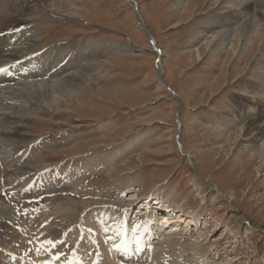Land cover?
<instances>
[{"label":"rangeland","instance_id":"374dc122","mask_svg":"<svg viewBox=\"0 0 264 264\" xmlns=\"http://www.w3.org/2000/svg\"><path fill=\"white\" fill-rule=\"evenodd\" d=\"M22 1L19 24L8 21L5 29L21 27L20 45L26 38L33 40L28 53L62 47L66 61L94 70L92 86L62 101L60 110L37 107L26 120V138L34 142L29 156L46 163L41 176L53 178L61 170L66 174L79 168L83 188L106 189L113 199L119 193L124 200L136 194L139 202L132 204L130 214L149 217L148 210L138 211L158 205L149 214L155 217L154 233L155 225L162 228L151 246L167 241L160 234L179 224L180 237L199 243L190 252L193 264H264V161L237 148L242 125L237 109L247 106L244 98L264 91V20L257 19L259 36L242 55L226 49L214 57L202 48L217 30L220 13L213 0H183L181 6L175 0H133L142 20L129 0H68L70 5L58 10L40 0ZM204 26L208 33L198 42L196 29ZM196 42L201 59L190 51ZM122 43L130 50L119 51ZM256 116L263 119V109ZM233 119L240 126L226 125L230 138L219 140L212 128L222 129ZM143 133L137 145L118 156L113 151ZM98 154L111 156L114 166L102 164L97 174L84 173L82 161ZM0 163V221L9 230H23L28 244L18 250L23 249L25 260H34L41 242L36 241L39 230L31 226L32 216L45 210L56 219L62 207L51 198L66 194L68 184L50 197L22 187L10 189L13 178L1 172L7 167ZM30 172L18 180L28 182L36 176ZM125 173L138 176L139 182L128 191L118 190L113 183ZM164 213L176 223L162 226ZM0 244L8 245L1 236ZM73 245H63V256Z\"/></svg>","mask_w":264,"mask_h":264},{"label":"bare ground","instance_id":"6f19581e","mask_svg":"<svg viewBox=\"0 0 264 264\" xmlns=\"http://www.w3.org/2000/svg\"><path fill=\"white\" fill-rule=\"evenodd\" d=\"M129 1L131 3L133 0ZM175 1L178 6L183 3V0ZM213 1L215 12L220 13L217 23L214 22L217 30L212 33L211 37H206L204 40L202 37L208 33L207 26L196 29L198 42L204 40L202 48L205 47L208 53L213 54L214 57L226 49H230L234 54L242 55L249 44L254 43V38L259 36L260 24L257 23V19L261 17L264 20V0ZM24 2L22 0H0V69L5 70L0 72V159L3 165L7 167L1 172H5V175L13 178L11 181L9 180L11 182L10 189L25 188L24 192L35 190L36 193L49 196V194L54 195L56 192H62L65 190L63 184H68L66 194L64 192L58 196L56 193L57 196L51 198L52 200L58 199V205L60 203V208L62 207L60 213L54 214L58 216L56 219L51 218L52 212L45 210L43 212L36 211L32 216L31 226L36 227L37 231L39 230L37 236L39 238L36 241L43 242L45 238L56 239L57 247L51 250L52 255L64 254L66 251L62 250L63 245L68 242L74 243L73 251L66 253L65 256L62 255L56 264H65L66 260H73L75 264H193L190 252L194 251L199 243L180 237L177 232L180 229L179 224H175L171 231L160 234L168 236L167 241L165 238L163 242L157 243L156 247L150 245L149 249L152 251L148 250V243L152 235L154 234L155 237L162 228L155 225L156 232L154 233L152 224H155V217L152 219L149 214L151 210L158 208V205L145 207L150 218L146 214L147 217H140L130 214L134 211L133 209L131 211L132 204L135 201L139 202L136 194L124 200L119 193L113 199L112 195L105 191L106 189L97 190L92 186L83 188L81 186V171H77L79 168L73 173L66 174L61 170L57 174L55 173L53 178L48 179H44L45 177L39 173L44 170L42 168L46 167V163L42 165L40 160H33L29 156L34 142L31 143L27 140L26 137L28 136L23 129L26 128L27 122L32 118V109L45 107L60 110L62 101L81 91L84 92L87 86H92L90 75L94 70L82 66L78 67L75 65L76 61L71 63L66 61L62 47L61 50L50 48L28 53L27 49L33 40L26 38L28 42L20 45L23 43L20 41L21 27H16L13 31L5 29L8 21L19 24L21 17L18 11L24 10ZM40 2L57 10L70 5L68 0H40ZM134 3L133 1L132 4ZM259 7L260 10H258ZM258 12H262L263 15H259ZM80 17L82 18L81 15ZM142 24L144 23L142 22ZM177 25L175 24L173 27ZM145 30L150 34L149 29ZM151 38L153 37L151 36ZM194 42L191 41L190 43ZM198 42L194 45L191 44L190 51L195 53L198 59H201L202 48L198 46ZM119 46V51L130 50L128 43H122ZM253 94L259 96L256 98ZM253 94L247 99L244 98L247 106L240 105V108L237 109L239 112L237 114L242 120L237 137V148L240 151L248 152L254 160L260 158L264 161V118L261 119L256 116L259 109L264 111V91ZM26 120L28 121L26 122ZM233 120L234 122H225L222 129L211 127L219 140L230 138L228 135L230 128L227 126L237 124L236 121H238ZM217 122L221 123L218 119ZM240 123L236 126H240ZM143 135L144 133L128 139L113 151L118 156L126 149L140 143L144 138ZM23 142L25 144L29 142V144L24 147ZM20 150L22 153L17 155ZM113 156L115 157V155ZM111 158L107 154L86 157L82 161L85 168L82 171L86 173L89 170L92 175H95L98 173L96 171L98 167L107 163L112 168L115 160ZM31 170L35 171L36 174L31 180H27L28 182L18 180L27 175L30 176ZM48 173L50 174V172ZM120 178L122 180L120 182L117 180L113 185L122 191L130 190L132 185L139 180L138 176H131V174L126 173ZM28 184L29 187L26 189ZM71 190L78 192L73 193ZM76 194L78 198H76ZM130 215L135 216L131 218ZM161 216L162 222L160 221V223L162 226L168 228L170 223H176L166 213ZM177 221L179 222V220ZM44 222L45 225L41 227ZM27 227L29 231L33 230V227ZM89 228L92 229L91 233L88 231ZM42 231L44 233L41 235L40 232ZM23 234V230L20 232L9 230L6 222L0 221V236L9 245L0 244V264H45L47 259H51L48 252L41 251L32 262L24 261L25 258L21 256L23 249L18 250V246L24 247L25 244H28L27 238L25 236L22 238ZM81 236H83L82 239ZM20 238L22 240H19ZM60 240L65 241V243L59 244L58 241ZM18 241L20 244H15ZM10 245H12L11 249L16 252H10Z\"/></svg>","mask_w":264,"mask_h":264},{"label":"snow or ice","instance_id":"6c2138e0","mask_svg":"<svg viewBox=\"0 0 264 264\" xmlns=\"http://www.w3.org/2000/svg\"><path fill=\"white\" fill-rule=\"evenodd\" d=\"M5 71L4 69H0V72ZM89 233H91L92 229L89 228L88 229ZM83 238V236H81V239ZM59 244L63 245L65 243V241L60 240L58 241ZM57 247V240L56 239H47L45 238V240L43 242H41V246L40 248L37 249V252H48L49 255L51 256V259L45 261V264H56L57 261H60L61 256L63 255V253H58L56 255H52V249H55ZM65 264H75V262L73 260H66Z\"/></svg>","mask_w":264,"mask_h":264},{"label":"water","instance_id":"95a60500","mask_svg":"<svg viewBox=\"0 0 264 264\" xmlns=\"http://www.w3.org/2000/svg\"><path fill=\"white\" fill-rule=\"evenodd\" d=\"M134 7H135V9L137 10V12H136V14H137V17H138V19H143L142 18V16H141V14H140V12H139V9H138V5H137V3H135V4H132ZM142 29H145V28H142ZM152 36V35H151ZM153 37V36H152ZM153 46L155 47V51H156V53L159 55V57H161L162 56V51L159 49V48H157V46L155 45V42L153 41ZM160 63H161V58H158V65H160Z\"/></svg>","mask_w":264,"mask_h":264}]
</instances>
